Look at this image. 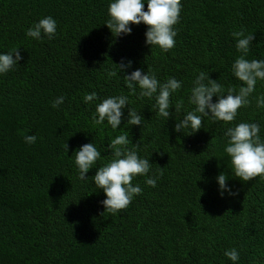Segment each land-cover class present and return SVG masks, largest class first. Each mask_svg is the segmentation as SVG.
Returning a JSON list of instances; mask_svg holds the SVG:
<instances>
[{
  "label": "trees",
  "instance_id": "trees-1",
  "mask_svg": "<svg viewBox=\"0 0 264 264\" xmlns=\"http://www.w3.org/2000/svg\"><path fill=\"white\" fill-rule=\"evenodd\" d=\"M111 2L0 0V54L20 48L23 57L0 74V264H264V179L236 178L224 151L225 131L241 122L259 124L264 140V108L255 99L264 95V81L235 121L202 117L203 128L194 134L174 130L194 110L189 97L200 72L223 84L225 93L241 86L232 73L240 55L232 32L253 33L246 58L264 59V0H181L176 43L168 52L146 45L143 23L113 37L105 25ZM48 16L57 24L53 39L26 36ZM122 60L132 62L127 74L143 69L160 82H182L171 97L172 117H158L155 99H138L139 89L129 95L120 76L125 73L108 78L106 70ZM93 91L99 99L84 103ZM117 95L129 97L128 108L143 117L141 126L126 124L127 109L115 130L106 121L93 124L96 105ZM60 96L64 102L54 108ZM125 133L128 147L138 143V156L152 167L132 181L142 194L126 210L101 215L106 196L93 176L113 159L107 144ZM25 135H35L36 143H25ZM86 143H94L101 159L81 180L74 152ZM158 169L163 175L157 186L146 185ZM221 173L237 195L221 196ZM233 248L235 262L224 255Z\"/></svg>",
  "mask_w": 264,
  "mask_h": 264
},
{
  "label": "clouds",
  "instance_id": "clouds-1",
  "mask_svg": "<svg viewBox=\"0 0 264 264\" xmlns=\"http://www.w3.org/2000/svg\"><path fill=\"white\" fill-rule=\"evenodd\" d=\"M181 0H147V11L144 10V0H113L108 7L109 19L105 25L111 31L113 37L128 35L132 28L130 25L143 23L147 30L145 32L146 45L159 47L162 52H168L175 47V37L177 30L175 25L180 22V12L182 9ZM57 24L51 17H45L34 23L26 31V36L35 40H42L47 37L49 40L56 35ZM232 37L236 40V50L240 55L232 64L233 75L241 82L238 91L235 87H228L225 93L224 85L216 79H211L209 74L200 72L193 81L189 102L194 105L193 111H188L183 118L174 126L178 133L184 129H190L194 134L203 128L202 117H209L211 120L224 124L235 121L238 110L248 107L251 104L250 97L255 91L258 81H264V59H247L250 45L255 39L253 33H247L243 28L232 32ZM20 48H14L8 53L0 54V74L12 71L19 61L23 59ZM115 70H106L108 78L116 77L118 73L123 77L129 95H137L138 99H155L158 109L157 116L168 120L172 117L171 97L182 87V82L169 77L165 82H160L156 75L137 69L127 74V69L131 68L132 62L125 63L123 60L115 64ZM213 97L216 101L213 102ZM64 97L60 96L53 101L54 108L59 107L64 102ZM98 94L93 91L86 93L83 97L84 103L90 104L98 100ZM256 107L264 108V95L255 98ZM129 97L117 95L104 98L96 105L95 113L92 116L93 124L103 125L106 121L112 129H117L124 118L127 109V125L141 126L143 117L135 109L128 108ZM183 108V101L178 100L174 106L175 112L179 113ZM101 131L103 129L101 128ZM260 126L257 123L241 122L234 127H229L224 135L228 137L225 153L231 160V166L236 178L243 182H248L256 177L264 179V140L261 139ZM24 142L35 144V135H25ZM132 143L128 134H121L111 139L107 144L106 151H111L113 159L104 166L97 168L93 181L98 190H102L106 199L101 201L104 212L115 215L126 210L135 196L142 194L141 187L133 185L132 181L137 176H147L152 164L148 159L140 158L137 154L138 143L129 148ZM65 151L68 152L66 143ZM75 165L79 170V178L86 180V173L94 168L96 162L101 159V152L97 150L94 143H86L80 146L75 152ZM159 175L148 177L146 185L157 186V180L163 175L158 169ZM227 177L221 173L217 177L221 196L225 192L230 195H237L231 191L226 181ZM231 261L239 259L238 251L233 248L224 253Z\"/></svg>",
  "mask_w": 264,
  "mask_h": 264
}]
</instances>
